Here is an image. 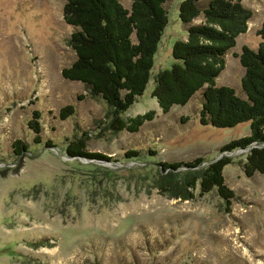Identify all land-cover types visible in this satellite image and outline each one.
I'll list each match as a JSON object with an SVG mask.
<instances>
[{
  "label": "rangeland",
  "instance_id": "374dc122",
  "mask_svg": "<svg viewBox=\"0 0 264 264\" xmlns=\"http://www.w3.org/2000/svg\"><path fill=\"white\" fill-rule=\"evenodd\" d=\"M118 1L130 8V0ZM180 1L164 6L168 22L151 80L126 113L154 111V119L137 133L112 134L101 125L107 112L102 102L61 76L75 60L68 45L74 29L62 19L63 3L0 0V264H264V178L244 174V152H219L249 135V123L232 129L200 126L202 91L167 114L150 96L154 74L172 66L171 48L186 37ZM240 1L252 17L225 55L216 86L244 98L236 55L242 46L257 48L264 0ZM67 105L74 114L61 121L59 110ZM34 112L41 114L42 142L56 147L34 145L28 127ZM83 132L87 151L112 161L68 158L66 140ZM16 140L28 147L20 157L12 152ZM130 150L140 157L125 159ZM222 156L232 160L223 171L234 192L229 213L215 191L199 196L197 190L193 200L181 201L155 187V179L165 175L158 164Z\"/></svg>",
  "mask_w": 264,
  "mask_h": 264
},
{
  "label": "trees",
  "instance_id": "16d2710c",
  "mask_svg": "<svg viewBox=\"0 0 264 264\" xmlns=\"http://www.w3.org/2000/svg\"><path fill=\"white\" fill-rule=\"evenodd\" d=\"M63 3L62 19L74 31L68 45L75 54L73 63L62 69L64 80L82 84L89 96L106 107L101 125L117 134L137 133L155 117L154 111L127 117L151 80L154 57L167 26L168 0H130L125 9L118 0H53ZM252 11L240 0H181L178 18L186 37L174 42L171 48L172 66L154 74L151 98L162 114L174 106H185L201 92V106L197 120L202 127L232 129L249 123V135L223 145L219 152L231 154L245 151L253 144H264V22L256 31L260 42L255 50L242 46L236 55L243 69L240 88L244 98L232 88L216 86V80L225 67V55L235 47L236 39L247 31ZM83 99L81 96L78 100ZM74 114L67 105L59 110L61 121ZM29 129L34 133V145L54 148L51 141L42 142L41 114L34 112ZM88 132L66 140L64 151L70 159L112 161L101 153L86 149ZM14 157L27 153L21 141L11 145ZM243 172L250 178L259 174L264 178V147L244 152ZM155 155L154 152H149ZM124 158L134 161L137 151H126ZM232 160L222 156L206 162L196 158L188 163H161L165 175L155 179V187L162 194L181 201L193 200L215 191L223 201L224 212L229 213L234 192L225 184L224 168ZM87 264H99L90 262Z\"/></svg>",
  "mask_w": 264,
  "mask_h": 264
},
{
  "label": "water",
  "instance_id": "95a60500",
  "mask_svg": "<svg viewBox=\"0 0 264 264\" xmlns=\"http://www.w3.org/2000/svg\"><path fill=\"white\" fill-rule=\"evenodd\" d=\"M255 147H264V144L260 145V146H256L255 144H253L252 146H250V148L246 149L244 152H248L250 149L255 148ZM241 152H243V151H241Z\"/></svg>",
  "mask_w": 264,
  "mask_h": 264
}]
</instances>
